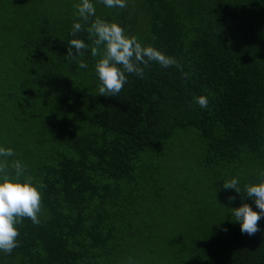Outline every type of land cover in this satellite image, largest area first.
<instances>
[{
    "label": "trees",
    "instance_id": "obj_1",
    "mask_svg": "<svg viewBox=\"0 0 264 264\" xmlns=\"http://www.w3.org/2000/svg\"><path fill=\"white\" fill-rule=\"evenodd\" d=\"M78 3L0 0V146L43 185L40 224L0 264H264V217L242 233L232 208L259 209L223 188L264 172V0H92L190 73L150 62L118 96L99 95ZM71 39L89 45L75 59Z\"/></svg>",
    "mask_w": 264,
    "mask_h": 264
},
{
    "label": "clouds",
    "instance_id": "obj_2",
    "mask_svg": "<svg viewBox=\"0 0 264 264\" xmlns=\"http://www.w3.org/2000/svg\"><path fill=\"white\" fill-rule=\"evenodd\" d=\"M108 8L124 9L128 6V0H99ZM77 10L80 20L89 24L87 28L92 39L91 55L101 58L95 65L100 85L99 95L118 96L124 85L128 82V75L133 74L143 78L144 68L150 62L158 63L162 67H176L182 73L184 79L190 77V73L183 71V65L177 58L168 56L153 46H143L135 36H128L125 29L118 23H109L96 17V8L92 0H80L73 5ZM95 17L93 20L92 18ZM80 22H74L72 35L83 31ZM89 48L81 39H71L68 42L67 57L75 59L83 55V50ZM75 49L76 54H73ZM143 65V67H141ZM83 60L78 62L79 68H87ZM195 102L203 109L209 106L206 96L195 98ZM12 148L0 146V251L11 254L18 247L20 235L18 225L24 219H29L33 224H40V214L43 209V194L40 190L43 185L33 183L30 177L25 176L26 165L19 160L9 164L8 158L15 156ZM9 169L14 172V177ZM261 182L246 184L244 189L239 187L238 178L224 181V189H234L237 193H246L251 197L259 211L253 210L248 203L238 208H232L235 221L241 225V232L249 236L260 231L259 221L264 217V172L260 173ZM21 177H25L21 180ZM235 200L234 196L229 201Z\"/></svg>",
    "mask_w": 264,
    "mask_h": 264
}]
</instances>
